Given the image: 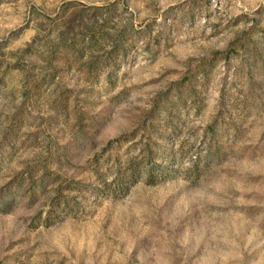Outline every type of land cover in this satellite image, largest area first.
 <instances>
[{
  "label": "rangeland",
  "instance_id": "rangeland-1",
  "mask_svg": "<svg viewBox=\"0 0 264 264\" xmlns=\"http://www.w3.org/2000/svg\"><path fill=\"white\" fill-rule=\"evenodd\" d=\"M0 264H264V0H0Z\"/></svg>",
  "mask_w": 264,
  "mask_h": 264
},
{
  "label": "trees",
  "instance_id": "trees-1",
  "mask_svg": "<svg viewBox=\"0 0 264 264\" xmlns=\"http://www.w3.org/2000/svg\"><path fill=\"white\" fill-rule=\"evenodd\" d=\"M67 39H70V40L72 41V43L74 44V43H75L74 41H75V39H77V37H73L72 35L69 34V35L67 36ZM61 40H62V39H61ZM79 41H82V39L79 40ZM62 43H63V42H62ZM63 44H64V43H63ZM70 47H71V46H70Z\"/></svg>",
  "mask_w": 264,
  "mask_h": 264
}]
</instances>
